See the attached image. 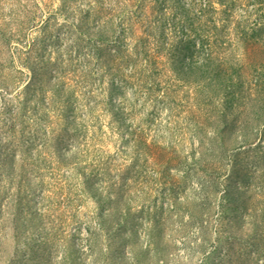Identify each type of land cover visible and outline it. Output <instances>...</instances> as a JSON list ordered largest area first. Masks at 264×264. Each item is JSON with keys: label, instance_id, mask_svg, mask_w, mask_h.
<instances>
[{"label": "rangeland", "instance_id": "374dc122", "mask_svg": "<svg viewBox=\"0 0 264 264\" xmlns=\"http://www.w3.org/2000/svg\"><path fill=\"white\" fill-rule=\"evenodd\" d=\"M0 264H264V0H0Z\"/></svg>", "mask_w": 264, "mask_h": 264}]
</instances>
